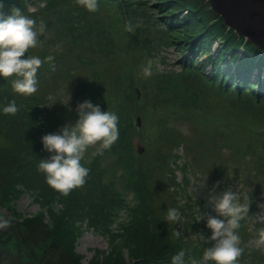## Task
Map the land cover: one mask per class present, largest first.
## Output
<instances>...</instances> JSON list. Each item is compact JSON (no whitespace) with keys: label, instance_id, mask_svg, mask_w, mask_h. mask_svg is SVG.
<instances>
[{"label":"trees","instance_id":"1","mask_svg":"<svg viewBox=\"0 0 264 264\" xmlns=\"http://www.w3.org/2000/svg\"><path fill=\"white\" fill-rule=\"evenodd\" d=\"M102 1V7L121 10L134 32H143L144 48L151 57H154L152 46L159 49L175 44L185 52L178 60L181 70L157 71L159 103L175 104L182 109L198 107V91L192 88V82L194 86L200 84L202 76L237 95V99H245L251 111L264 116V45L229 28L208 0ZM27 2L0 0V18L10 16L13 9L26 15ZM44 8L75 46H86L106 56L116 51L118 42L113 23L116 20L112 15L110 21L107 16L87 11L77 0H46ZM154 30L159 32L158 36L147 33ZM215 42L221 43L216 52L212 49ZM208 53L206 59L199 61L201 54ZM208 63L212 64L210 70L205 68ZM96 73L95 78L99 79L100 74ZM14 79L0 76V217L10 222L7 228L0 229V264H83V254L77 251L76 241L83 233L84 223L110 242V248L96 249L88 264H171V257L180 251L185 253V264L189 257L203 259L210 243L187 247L180 237H174L176 227L163 219L156 204L152 172L168 168V156L159 152L153 164L150 160L139 163L132 102L127 109L119 106L114 110L101 93L93 95V105L119 117V139L100 155L96 154L99 145L93 152L87 149L81 160L82 166L89 169L86 182L64 196L50 187L45 174L38 170L40 161L51 155L44 149L42 137L59 133L63 127L57 124L61 119L47 117V106L42 104L40 94L15 93ZM140 90L143 92L142 86ZM132 95L125 92L122 101H129ZM12 101L19 111L15 115L4 114L3 108ZM78 119L76 112L69 119V127ZM256 130L263 132L252 150L260 157L264 151V123ZM162 136L168 140L163 133ZM248 147L252 148V144ZM171 160L175 162L176 156ZM259 165L264 166V161ZM177 166L175 163L174 168ZM173 173L166 175L165 180L180 188L182 184ZM24 191L35 195L41 206L38 211L25 214L17 210V200ZM3 207L11 214L2 212ZM184 209L188 228L196 223L193 221L200 212L205 217L203 228L211 230L206 217L216 215L206 199L186 201ZM252 256V252L244 249L238 264Z\"/></svg>","mask_w":264,"mask_h":264},{"label":"rangeland","instance_id":"2","mask_svg":"<svg viewBox=\"0 0 264 264\" xmlns=\"http://www.w3.org/2000/svg\"><path fill=\"white\" fill-rule=\"evenodd\" d=\"M45 2L46 0H28L25 16L35 21V30L38 32V46L30 49L27 55L38 56L45 61L37 73L35 94L42 96V104L47 106V117L60 118L57 127L69 126V119L77 112L78 105L85 101L93 104L96 92L101 93L106 102L113 105L114 110L119 106L127 109L132 102L135 110L132 114H136L134 142L137 149L139 146L142 148L137 154L139 163L150 160L153 164L159 152L168 156V168L163 171L155 169L152 173L156 204L163 219H167L171 208H176L181 213L179 222H171L176 227L174 237L179 231L180 239L187 247L209 242L211 230L203 228L204 219L193 221L196 223L187 227L188 217L184 214V205L186 201L206 199L208 205L212 206V198L230 190L237 194L241 203L250 204L248 217L241 221L238 233L243 254L244 249H247L253 256L239 264H264V244L259 243L260 234L264 231V222L259 220L264 215V166H260L259 162L264 161V151L260 157L253 151L255 143L261 140L257 137L263 131L256 129L263 125L264 116H257V113L251 111L245 99H237V95L220 89L214 81L207 82L202 76L200 84L194 86L192 82V88L198 91V107L182 109L175 104L159 103V92L155 85L157 71L181 70L178 60L184 51L175 44L161 46L159 49L152 46L154 57H151L144 48L143 32H134L135 29L125 22L121 10L102 7L103 1L97 0L95 12L98 15L107 16L110 21V15L115 17L114 34L118 46L108 56L92 52L86 46H75L70 37L61 33L58 22L44 8ZM41 24L45 25V31L39 35ZM227 25L236 30L231 24ZM147 33L150 36L159 34L157 30ZM220 44L214 43V52ZM48 56H53L54 59L47 61ZM208 56L209 53L201 54L199 61ZM149 64L152 74L146 77L144 69ZM205 68L210 70L212 64L208 63ZM96 72L100 74L99 79L95 78ZM141 86L143 92L140 90ZM125 92L133 94L129 101H122ZM55 129L56 127L51 130ZM162 133L168 140L164 139ZM249 144H252V148L248 147ZM96 146L89 147L90 152ZM174 155L175 162L171 160ZM175 163L179 165L176 168ZM170 173L176 174L177 181L182 184L180 188L169 185V181L165 180ZM40 207L30 191H24L17 200V210L25 214L36 212ZM1 211L11 214L5 207ZM214 214L217 215L215 211ZM201 215L203 216L200 212L197 213V217ZM108 248V238L84 223L83 233L76 241L77 251L83 254V264H88L96 249ZM201 262L203 263V259Z\"/></svg>","mask_w":264,"mask_h":264},{"label":"clouds","instance_id":"3","mask_svg":"<svg viewBox=\"0 0 264 264\" xmlns=\"http://www.w3.org/2000/svg\"><path fill=\"white\" fill-rule=\"evenodd\" d=\"M77 3L89 12H95L97 0H77ZM45 31L41 24L39 35ZM38 46V32L35 21L21 14L19 9H13L7 18H0V76L5 79L15 77L12 88L15 93L23 96H33L37 92V73L44 64L38 56H28L30 49ZM47 61L54 59L48 56ZM151 65L144 69V75L150 76ZM19 111L15 101L3 108L4 114L15 115ZM79 119L74 126L63 127L59 133L47 134L42 137L44 149L50 157L41 160L38 170L46 176L47 184L64 196L72 190L83 186L89 174V169L82 166L81 160L89 147L99 145L96 154L100 155L119 139V117L114 112L101 111L98 105L85 101L78 105ZM216 216H207V227L211 229L210 247L203 252V262L213 264H238L243 254L240 245L241 221L248 217L249 203H241L240 198L232 191H225L210 200ZM222 217L223 219L217 218ZM181 213L171 208L167 213L169 222H179ZM204 216L196 218L197 221ZM264 222V215L259 217ZM10 225L8 220L0 217V229ZM180 232H176L177 238ZM260 244H264V231L260 234ZM185 253L171 257V264H185ZM188 264H202L196 258L189 257Z\"/></svg>","mask_w":264,"mask_h":264},{"label":"water","instance_id":"4","mask_svg":"<svg viewBox=\"0 0 264 264\" xmlns=\"http://www.w3.org/2000/svg\"><path fill=\"white\" fill-rule=\"evenodd\" d=\"M215 11L224 17L226 23L231 24L242 34L251 36L250 38L257 44L264 45V26L258 23L255 16L264 14V0H253L251 8L247 5L250 4L249 0L245 2H233L234 0H208ZM259 2V3H258ZM223 3H234L231 7L228 4ZM224 5V6H223ZM228 6V7H226ZM246 7V8H245ZM224 8V9H223ZM239 10H236V9ZM223 10V11H222ZM225 11V12H224ZM249 11V12H248ZM225 13L229 16H225ZM262 13V14H261ZM252 36L257 37V40L252 38ZM249 37V36H248ZM140 122V118H138ZM139 150L142 148L139 146Z\"/></svg>","mask_w":264,"mask_h":264},{"label":"bare ground","instance_id":"5","mask_svg":"<svg viewBox=\"0 0 264 264\" xmlns=\"http://www.w3.org/2000/svg\"><path fill=\"white\" fill-rule=\"evenodd\" d=\"M239 1H241L242 3L243 2H247V1H243V0H234L233 2L235 3V2H238V4H239ZM234 3H230V4H228V3H223V4H228L230 7L234 4ZM249 3L250 4H248L247 6L249 7V8H251V5H252V3H253V0H249ZM259 3V2H258ZM224 6V5H223ZM226 7H228V6H226ZM246 8V7H245ZM224 9V8H223ZM236 10H239L238 8L236 9ZM223 11V10H222ZM225 12V11H224ZM249 12V11H248ZM262 14V13H261ZM225 16H227V17H229L226 13H225ZM253 20H255V21H257L258 23H260L261 25H263L264 26V14H262V15H260L259 13H258V15L257 16H255V19H253ZM248 36L249 37H251L249 34H248ZM252 38H254L255 40H257V37H254V36H252Z\"/></svg>","mask_w":264,"mask_h":264}]
</instances>
